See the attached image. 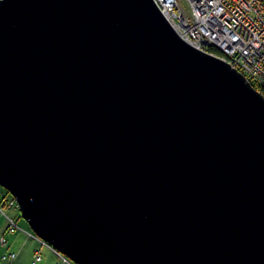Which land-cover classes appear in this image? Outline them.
<instances>
[{
	"label": "water",
	"instance_id": "water-1",
	"mask_svg": "<svg viewBox=\"0 0 264 264\" xmlns=\"http://www.w3.org/2000/svg\"><path fill=\"white\" fill-rule=\"evenodd\" d=\"M0 186L76 264H264V95L154 0H0Z\"/></svg>",
	"mask_w": 264,
	"mask_h": 264
},
{
	"label": "built area",
	"instance_id": "built-area-1",
	"mask_svg": "<svg viewBox=\"0 0 264 264\" xmlns=\"http://www.w3.org/2000/svg\"><path fill=\"white\" fill-rule=\"evenodd\" d=\"M179 35L195 48L220 57L252 83L264 87V0H154ZM211 47L221 50L217 55ZM6 191V190H5ZM20 209L8 191L0 195V215L6 218L10 233L22 231L39 244L30 263L19 262L17 252L5 253L0 263L39 264L41 250L49 248L57 264H76L68 256L40 238L32 229L20 227L7 213ZM7 244L5 237L1 239Z\"/></svg>",
	"mask_w": 264,
	"mask_h": 264
},
{
	"label": "rangeland",
	"instance_id": "rangeland-1",
	"mask_svg": "<svg viewBox=\"0 0 264 264\" xmlns=\"http://www.w3.org/2000/svg\"><path fill=\"white\" fill-rule=\"evenodd\" d=\"M4 191H5V189L0 186V195L4 194ZM6 211L9 215L13 216L16 219V221L20 227H22L24 229H31L28 222L22 217L20 209H9V208H7ZM7 226H8V223H7L6 218L3 217L2 215H0V257L5 253L14 252L10 248H11V245L15 243L14 242L15 240H18L16 243L18 245L21 244L20 243L21 240L24 241V239H26V238H27V240L31 241L28 244L31 245L32 241L34 242L33 239H29L25 235V233L22 231L10 233L7 229ZM3 237H5L7 240V244L5 246H3L1 243V239ZM33 253H34V251H33ZM41 253H42V257H43V262H41L39 264H57L58 259L49 248L43 247L41 250ZM1 263H4V262H1Z\"/></svg>",
	"mask_w": 264,
	"mask_h": 264
},
{
	"label": "crops",
	"instance_id": "crops-1",
	"mask_svg": "<svg viewBox=\"0 0 264 264\" xmlns=\"http://www.w3.org/2000/svg\"><path fill=\"white\" fill-rule=\"evenodd\" d=\"M25 236V235H24ZM18 240H15L14 244L11 245V250L14 251V252H17L18 253V261L19 262H25V263H30L32 261V253L33 251L39 247V244L37 242H33L32 241V244H28L29 240L24 239V241H20L21 244H16ZM30 246V247H29ZM1 264H7V263H1Z\"/></svg>",
	"mask_w": 264,
	"mask_h": 264
},
{
	"label": "trees",
	"instance_id": "trees-1",
	"mask_svg": "<svg viewBox=\"0 0 264 264\" xmlns=\"http://www.w3.org/2000/svg\"><path fill=\"white\" fill-rule=\"evenodd\" d=\"M210 50H211V52H213V53H215V54H217V55H221V54H222L221 50L218 49V48H216V47H211ZM253 86H254L257 90L261 91V92L263 93V95H264V87L258 86V85H256V84H253ZM4 192L6 193L7 191H4Z\"/></svg>",
	"mask_w": 264,
	"mask_h": 264
}]
</instances>
